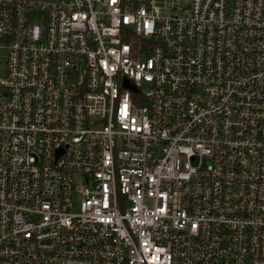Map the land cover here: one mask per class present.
I'll return each instance as SVG.
<instances>
[{
  "label": "built area",
  "instance_id": "2783aa9c",
  "mask_svg": "<svg viewBox=\"0 0 264 264\" xmlns=\"http://www.w3.org/2000/svg\"><path fill=\"white\" fill-rule=\"evenodd\" d=\"M0 0V264H264V0Z\"/></svg>",
  "mask_w": 264,
  "mask_h": 264
},
{
  "label": "rangeland",
  "instance_id": "374dc122",
  "mask_svg": "<svg viewBox=\"0 0 264 264\" xmlns=\"http://www.w3.org/2000/svg\"><path fill=\"white\" fill-rule=\"evenodd\" d=\"M174 2H176V1L174 0Z\"/></svg>",
  "mask_w": 264,
  "mask_h": 264
}]
</instances>
